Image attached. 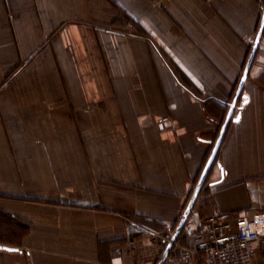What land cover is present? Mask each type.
Instances as JSON below:
<instances>
[{
  "label": "crops",
  "instance_id": "obj_1",
  "mask_svg": "<svg viewBox=\"0 0 264 264\" xmlns=\"http://www.w3.org/2000/svg\"><path fill=\"white\" fill-rule=\"evenodd\" d=\"M203 199L264 210V0H0V264H177Z\"/></svg>",
  "mask_w": 264,
  "mask_h": 264
},
{
  "label": "built area",
  "instance_id": "obj_2",
  "mask_svg": "<svg viewBox=\"0 0 264 264\" xmlns=\"http://www.w3.org/2000/svg\"><path fill=\"white\" fill-rule=\"evenodd\" d=\"M182 233L186 244L171 242L177 264H255L257 248L264 243V210L252 217L220 211L200 216L191 210Z\"/></svg>",
  "mask_w": 264,
  "mask_h": 264
},
{
  "label": "water",
  "instance_id": "obj_3",
  "mask_svg": "<svg viewBox=\"0 0 264 264\" xmlns=\"http://www.w3.org/2000/svg\"><path fill=\"white\" fill-rule=\"evenodd\" d=\"M261 29H262V28H261ZM261 29H260V31H261ZM260 31H258V32H259V34H258V38H259V36H260ZM256 41H258V39H257ZM253 56H254V51L252 52V54L250 55V57H248V61H247L246 67H245V69H244V71H243L244 73H243V76H242L241 83H243V81H244V79H245V77H246V74L248 73L247 71H249L250 65H251L252 60H253V59H252ZM241 83H240V85H241ZM240 88H242V85L240 86ZM228 118H229V116L227 117L226 122L228 121ZM226 122H225V123H226ZM225 125H226V124H223V127H222L221 132H220V136L217 137L218 139H217V141H216V143H215V145H214V148H213V150H212V153H211V156H210L209 162L212 161V160L214 159V156H215V154H216V152H217L216 150H217V149L219 148V146H220L221 136H222V134H223V131H224ZM206 170H207V168L205 169L204 172H206ZM204 174H205V173H204ZM203 182H204V177L202 176L201 179H200V181L198 182L196 188L194 189V194H193V197H192V199H191V202L189 203L190 205H189V207H188V210H190V208H191V206H192V203L194 202V200H195V198H196V196H197V194H198V192H199V189L202 188ZM187 212H188V211H187ZM187 215H188V213H185V215L183 216V219H182V221H181V225L184 224V221H185ZM173 240H174V238L169 242V243H170V244H169V247L172 245L171 242H172Z\"/></svg>",
  "mask_w": 264,
  "mask_h": 264
},
{
  "label": "trees",
  "instance_id": "obj_4",
  "mask_svg": "<svg viewBox=\"0 0 264 264\" xmlns=\"http://www.w3.org/2000/svg\"><path fill=\"white\" fill-rule=\"evenodd\" d=\"M206 200L207 199H203V200H199L198 202H196V203H198L197 205H198V208H199L198 211L200 213V216L208 215V214H211V213L215 212L213 210H209V209L206 208V204H205Z\"/></svg>",
  "mask_w": 264,
  "mask_h": 264
},
{
  "label": "snow or ice",
  "instance_id": "obj_5",
  "mask_svg": "<svg viewBox=\"0 0 264 264\" xmlns=\"http://www.w3.org/2000/svg\"><path fill=\"white\" fill-rule=\"evenodd\" d=\"M237 119H239V118H237Z\"/></svg>",
  "mask_w": 264,
  "mask_h": 264
}]
</instances>
